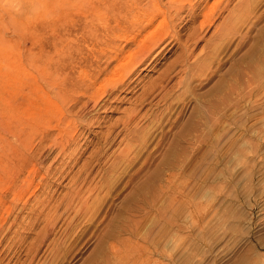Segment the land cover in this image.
<instances>
[{"label": "rangeland", "instance_id": "374dc122", "mask_svg": "<svg viewBox=\"0 0 264 264\" xmlns=\"http://www.w3.org/2000/svg\"><path fill=\"white\" fill-rule=\"evenodd\" d=\"M176 1L171 29L159 13L144 31L135 0H0V264H264V0ZM153 24L163 40L127 74ZM93 75L120 88L89 112Z\"/></svg>", "mask_w": 264, "mask_h": 264}, {"label": "bare ground", "instance_id": "6f19581e", "mask_svg": "<svg viewBox=\"0 0 264 264\" xmlns=\"http://www.w3.org/2000/svg\"><path fill=\"white\" fill-rule=\"evenodd\" d=\"M143 0H135V7H133L134 8V10H132L133 12H135L136 13V19L138 20V23H139V27L140 28H142L143 30L145 29V28H147V27H149L150 25H151V23L153 22V20H155V18L157 17V15L159 14V13H162L161 15H159V16H162V23H166V26L168 25V26H170V29H171V24L173 23V22H175L176 21V19L171 23V20H169V22L171 23H169L168 21H167V19L169 18V17H167L168 16V14H169V10L171 9V6L172 7H175V5L177 4H179L176 0H169L168 2H166V4H162L161 2H160V0H153V2H152V4H150L149 5V7L147 8V9H145L144 11H142V10H139V9H137V8H139V6L141 5V2H142ZM151 1V0H150ZM204 1V0H203ZM206 1V0H205ZM222 1V0H221ZM225 1V0H224ZM227 1V0H226ZM148 2V1H147ZM177 2V3H176ZM218 2V1H217ZM216 2V3H217ZM228 2V1H227ZM248 2V1H247ZM250 2V1H249ZM99 3V2H98ZM168 3V4H167ZM203 3V2H202ZM215 3V2H214ZM215 3V4H216ZM197 4H199V3H197ZM196 3H195V5H197ZM229 4V3H228ZM246 4V3H245ZM200 5V4H199ZM204 5H206V4H204ZM220 5V4H219ZM219 5L218 6H212L207 12H206V14H205V17L207 18L209 15H211L210 17H212L213 16V13H215L216 12V10H218L219 8ZM105 6V5H104ZM144 6V5H143ZM148 6V5H147ZM209 6V5H208ZM207 6V7H208ZM225 6V5H224ZM247 6V5H246ZM176 7H179V6H176ZM193 7L194 6H192V8L189 10V12H188V14H187V16H189L190 18H192V15H193ZM126 8H128V7H126ZM166 9L167 10V12H165L163 9ZM181 8V7H180ZM204 8V7H203ZM202 8V9H203ZM221 8V7H220ZM224 8V7H223ZM222 8V9H223ZM129 9L130 8H128V10L127 11H129ZM176 8H174V10L173 11H176L175 10ZM207 10V9H206ZM225 10H226V7H225ZM123 11V10H122ZM126 11V12H127ZM131 11V12H132ZM164 11V12H163ZM195 11V10H194ZM229 11V10H228ZM227 11V15L230 13V12H228ZM171 12H172V10H171ZM183 12V11H182ZM175 13V12H174ZM178 13V12H177ZM126 14V13H125ZM129 14V13H128ZM171 14V13H170ZM169 14V15H170ZM172 14H173V12H172ZM179 14H180V12H179ZM127 15V14H126ZM178 15V14H177ZM174 16V15H173ZM231 16H232V14H231ZM230 16V17H231ZM171 17H172V15H171ZM178 17V16H177ZM209 17V19L211 20L212 18H210ZM228 17V16H227ZM176 18V17H175ZM181 18V17H180ZM229 18V17H228ZM158 19V18H157ZM171 19V18H170ZM173 20V19H172ZM157 21V20H156ZM181 21V20H180ZM143 22H145V23H143ZM211 22H213V21H211ZM227 22V21H226ZM161 23V24H162ZM209 23V22H208ZM155 24H156V22H155ZM161 24H159V25H157L156 27L154 26V24H153V26H154V30L153 31H151V32H149L146 36H145V38L143 39V40H141L140 41V43H139V53H135L134 51H131L130 53H129V55L126 57V60L124 61V60H122L124 63L122 64V65H124L125 66V68H126V71H127V74L132 70L131 68H130V66L128 65V63H130L134 58H136L137 57V55L138 54H140L139 55V58L140 57H142V59L143 58H147V56L148 55H150L151 54V52L153 51V49H154V47L156 46L157 47V45L160 43V41L161 40H163V39H160L162 36H164L166 33H165V31L164 32H160L159 31V28H160V26H161ZM176 24V23H175ZM163 25V24H162ZM223 25H224V23H223ZM222 25V26H223ZM229 25V21H228V23H227V26ZM221 26V25H220ZM225 26V25H224ZM105 27H106V25H105ZM176 27V26H175ZM216 27V26H215ZM150 28H151V26H150ZM169 28V27H168ZM218 28H219V26H218ZM217 28V29H218ZM228 28H229V26H228ZM197 29V28H196ZM202 29H203V27H202ZM151 30V29H150ZM197 30H200V28H198ZM93 31V30H92ZM106 31V30H105ZM111 31V30H110ZM145 31V30H144ZM172 31V30H171ZM170 31V32H171ZM192 31H194V30H192ZM88 32V31H87ZM216 33L218 32V31H215ZM141 33H142V31H141ZM171 33H173V31L171 32ZM192 33V32H191ZM219 34H220V32H218ZM221 33H222V31H221ZM136 34V33H135ZM140 34V33H139ZM130 36L129 37H133V36H131V34H129ZM169 35H170V33H169ZM177 35V34H176ZM190 35V34H189ZM224 34L222 33V37H224L223 36ZM95 36H97V35H95ZM111 36V35H110ZM141 36L142 35H140V38H141ZM143 36V37H144ZM227 36V35H226ZM88 37H90V36H88ZM87 37V38H88ZM165 37H167V36H165ZM172 37V36H171ZM173 37H176V36H173ZM220 37H221V35H220ZM86 38V37H85ZM84 38V39H85ZM97 38V37H96ZM127 38V37H126ZM188 38V37H187ZM91 39L92 38H90V41H91ZM158 39H160L159 41H157L156 42V40H158ZM189 40H187L188 42L190 41V43H192V45L194 44H196V43H198V41L201 39V37H200V39H199V31H198V33L197 32H195L194 34H192V36L191 37H189L188 38ZM132 40V39H131ZM138 40H140V39H138ZM89 41V42H90ZM104 41V40H103ZM134 41V40H133ZM179 41V40H178ZM181 41V40H180ZM179 41V42H180ZM93 42H94V40H93ZM137 42V41H136ZM135 42V43H136ZM183 42V41H182ZM179 43V44H183V43ZM92 43V42H91ZM96 43V42H95ZM98 43V42H97ZM101 43V42H100ZM189 45V44H188ZM188 45H187V43L185 44H183V45H181V47H182V52L180 53V60H179V62L178 63H180V64H178L179 65V67L180 68H178V72L180 73V74H185L187 71H188V69L190 68V64L188 63V60L190 59V57L192 56V50H190V48L188 47ZM96 46V45H95ZM99 46V45H98ZM125 46H126V44H125ZM180 46V45H179ZM93 47V46H92ZM91 47V48H92ZM130 50H132V49H130ZM110 51V50H109ZM108 51V52H109ZM113 51V50H112ZM127 52H128V50H126ZM119 52V51H118ZM122 53H123V51H122ZM125 53V52H124ZM123 53V54H124ZM154 53V52H153ZM114 54V53H113ZM120 54V53H119ZM123 54H121V56H123ZM83 56V55H82ZM106 55H104V57H105ZM126 56V55H125ZM150 56H152V55H150ZM103 57V56H102ZM103 57V58H104ZM111 57V56H110ZM102 58V59H103ZM108 58H109V56H108ZM108 58H107V60H108ZM115 58H118V54H116V55H114V57H113V59H115ZM154 58V57H153ZM65 59V58H64ZM106 60V61H107ZM135 60V59H134ZM140 60V59H139ZM59 61H60V59H59ZM63 61V59L59 62V63H63L62 62ZM105 61V60H104ZM149 61H150V59H149ZM65 62V61H64ZM67 62V61H66ZM65 62V63H66ZM99 62V61H98ZM109 62V61H108ZM107 62V63H108ZM119 62H121V61H119ZM135 62V61H134ZM147 62V61H146ZM100 63V62H99ZM106 63V64H107ZM143 63H144V61H143ZM152 63V62H151ZM68 64V63H67ZM145 64V63H144ZM66 65V64H65ZM65 65H63L64 67H65ZM131 65H133V64H131ZM140 65V64H139ZM59 66V65H58ZM62 66V67H63ZM102 65H100V67H101ZM142 66V65H141ZM147 66H148V64H147ZM174 66V65H173ZM176 66V65H175ZM57 67V66H56ZM60 67V66H59ZM94 67V66H93ZM92 67V68H93ZM108 67V66H107ZM114 67H116V66H114ZM113 67V68H114ZM137 67V66H136ZM66 68H68V67H66ZM166 68H168V67H166ZM170 68V67H169ZM173 68V67H172ZM134 69V68H133ZM58 70V69H57ZM59 70H60V68H59ZM168 70V69H167ZM167 70L165 69V71L160 75L159 74V77H158V81L155 79V81H154V83H150L149 85L150 86H147L146 87V89H144V90H147V95H146V93H145V91H144V94L146 95V97L144 98V96H142L144 99L143 100H141L140 98H142V97H140V96H138V97H140V98H136L137 100H139L140 99V103H138V104H143V102H145V99L147 98V97H149V95H151V94H153L154 92L152 91V92H150L149 93V90H151V89H159V90H161V92L163 91V90H165L164 89V84H162L163 82H164V80L165 79H167L168 78V75H169V72H170V69H169V71L167 72ZM92 71H94V70H92ZM102 71H104L103 69H100V68H98V70L96 71L98 74H101L102 73ZM112 71H113V69H112ZM112 71H111V75H112ZM125 71V72H126ZM133 71V70H132ZM131 71V72H132ZM64 72V71H63ZM71 72V71H70ZM69 72V73H70ZM95 72V71H94ZM62 73V72H61ZM119 73V72H118ZM113 74H115V72L113 73ZM120 74V73H119ZM130 74V73H129ZM60 76V75H59ZM94 76V78H91L90 79V81H89V83H88V85H86V84H84L85 85V87H83V89H82V87L81 86H79V87H81V89L84 91V94L86 95V98H87V100L88 101H86V102H83V108H85V109H87V111H93L97 106H99L100 105V103L102 104V103H104V101H103V99H102V97L101 96H98L99 95V92L101 91V90H99V88H103V83H102V81H100V78H101V75H100V78L98 77V76H95V75H93ZM115 77L117 76V75H114ZM66 78L67 77H65V81H66ZM128 78V77H127ZM112 79H113V77H112ZM69 80V79H68ZM72 80V79H71ZM89 80V79H88ZM157 81V82H156ZM181 81H182V79L181 78H179V80H178V82L175 84V85H178L179 83H181ZM99 82H101L99 85H97V83H99ZM104 82V81H103ZM156 82V83H155ZM60 83H61V81H60ZM63 83H65V82H63ZM69 83H72V82H69ZM124 83H125V81H124ZM62 84V83H61ZM67 84V83H66ZM65 84V85H66ZM127 84V83H126ZM63 85V84H62ZM123 85V84H122ZM175 85H173L172 86V88L171 89H173V87L175 86ZM83 86V85H82ZM127 86V85H126ZM117 87H118V85H114V84H111L110 85V87H109V89L108 90H104V88L102 89V91H104V93H106V94H111L112 95V92L113 91H118V89L120 88H118L117 89ZM149 87V88H148ZM54 88V87H53ZM60 88V87H59ZM62 88H64L65 89V87H64V85H63V87ZM124 88V87H123ZM148 88V89H147ZM168 88V87H167ZM78 89V88H77ZM80 89V88H79ZM78 89V90H79ZM81 89L78 91V92H81ZM61 90V89H60ZM120 90H122V89H120ZM62 91V90H61ZM64 91H66L67 92V89L66 90H64ZM101 91V92H102ZM158 91V90H157ZM100 92V93H101ZM120 92V91H119ZM142 92V91H141ZM166 92V91H165ZM121 93V92H120ZM155 93H157V92H155ZM61 94V93H60ZM66 94H69V93H65L64 95V99H65V97L67 96ZM157 94H159V93H157ZM170 94V93H169ZM83 95V94H82ZM82 95H80V96H82ZM141 95H143V94H141ZM60 96H62V98H63V94H61ZM84 96V95H83ZM82 96V97H83ZM105 96V95H104ZM103 96V97H104ZM160 96V95H159ZM170 96V95H169ZM85 97V96H84ZM152 97V96H151ZM67 98V97H66ZM105 98V97H104ZM160 100L161 101H164V103L165 104H167V95H166V93L165 94H161V96H160ZM153 99V98H152ZM77 100V103H78V101H79V98L78 99H76ZM76 100H75V102H76ZM151 102V100H148V102ZM137 102V101H136ZM146 103V102H145ZM155 103V102H154ZM163 103V102H162ZM103 105V104H102ZM140 105V106H141ZM158 105V104H157ZM101 106V105H100ZM69 107V106H68ZM102 107V106H101ZM70 108H72V106L70 107ZM81 108V107H80ZM99 108V107H98ZM97 109V108H96ZM132 109V108H131ZM135 109V108H134ZM136 109H139V108H136ZM152 109V108H151ZM67 110H69V109H67ZM81 110V109H80ZM99 110V109H98ZM148 110V109H147ZM70 112H71V110L70 111H68V113L69 114H67L68 116L69 115H71L70 114ZM77 112V111H76ZM150 113H151V111H149ZM148 112V113H149ZM78 113V112H77ZM130 112L128 111V116L127 115H125V118L122 120V128H123V126L127 129V128H129L128 126L132 123V120L134 121V118L136 117V115H137V111H135V110H133L130 114H129ZM73 115V114H72ZM80 113H79V116L76 114L75 115V119H78V118H80ZM86 115V114H85ZM84 115V116H85ZM89 115V114H88ZM142 115V114H141ZM150 115V114H149ZM148 115V116H149ZM152 115V114H151ZM76 116L78 117V118H76ZM82 116V115H81ZM87 116V115H86ZM127 116V117H126ZM71 117L72 116H69V117H66V116H63L62 117V119H61V121H60V123H65V124H67V123H70V122H73V120L74 119H71ZM83 117V116H82ZM88 117V116H87ZM139 117V116H138ZM152 117V116H151ZM147 118V117H146ZM60 120V119H59ZM85 121H87V119H84ZM84 120H82V121H84ZM153 120H155L154 118H153ZM75 121V120H74ZM84 121V122H85ZM79 122H81V120L79 121ZM138 122V121H137ZM150 122H152L153 123V121H151L150 120ZM83 123V122H82ZM150 124V123H149ZM137 125V124H136ZM56 127H57V129L59 130L58 132H61V133H65V131H66V127H62L61 125H59V123H57L56 125H55ZM131 126V125H130ZM125 128H124V130H125ZM108 131H109V129H108ZM111 131V130H110ZM134 131V130H133ZM106 132V131H105ZM126 133V132H125ZM134 133V132H133ZM59 134V133H58ZM117 134V133H116ZM115 134V135H116ZM128 134H130V133H128ZM135 134V133H134ZM46 135V134H45ZM44 136V135H43ZM47 136V135H46ZM132 136H133V134H132ZM131 136V137H132ZM45 137V136H44ZM103 137V136H102ZM115 137V136H114ZM129 138H130V136H128ZM128 137H127V139H128ZM42 138V137H41ZM135 138V139H134ZM132 140H131V142H128V141H130V140H128L127 142V144L124 146V148L122 147L121 149L122 150H120V154L118 155V157L120 158L119 160H128V158H132L133 156H135L136 154L135 153H132L133 152V149H134V142H136V141H138L139 139H140V137H139V135H138V137L136 136V137H134ZM74 139V138H73ZM104 139H105V137H104ZM75 140V139H74ZM124 140V139H123ZM55 141V140H54ZM109 141V140H108ZM133 141V142H132ZM56 142H57V140H56ZM69 142V141H68ZM124 142V141H123ZM126 142V141H125ZM53 143V142H52ZM65 143H67V142H65ZM65 143H64V145H65ZM113 143V142H112ZM122 143V142H121ZM133 143V144H132ZM55 144V143H54ZM57 144H58V142H57ZM119 144H120V142H119ZM56 145V144H55ZM71 145V144H70ZM53 146V145H52ZM67 146V145H66ZM41 147H43V146H41ZM109 147V146H108ZM44 148V147H43ZM60 148L62 149L63 147H62V144H61V146H60ZM64 149V148H63ZM67 149V148H66ZM68 150V149H67ZM59 151H61V150H59ZM65 152H66V150H65ZM60 153V152H59ZM58 153V154H59ZM63 153H64V151H63ZM100 155V154H99ZM117 157V158H118ZM118 161V160H117ZM118 163V162H117ZM115 165V164H114ZM115 167V166H114ZM83 179V178H82ZM78 180H80V181H83V182H86V180L87 179H83V180H81V179H78ZM72 181H74V180H72ZM82 182V183H83ZM75 184H77V183H75ZM96 184V183H95ZM97 184L99 185V186H102L103 184H104V181H103V179H100L98 182H97ZM79 185V184H78ZM81 185V184H80ZM82 185H84V183L82 184ZM95 186V185H94ZM93 186V187H94ZM96 188H97V185L95 186ZM94 187V189H96ZM93 189V188H92ZM90 191V190H89ZM91 192H93V191H91ZM73 197V196H72ZM71 199V198H70ZM82 204V203H81ZM83 206V205H82Z\"/></svg>", "mask_w": 264, "mask_h": 264}]
</instances>
